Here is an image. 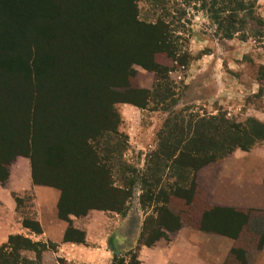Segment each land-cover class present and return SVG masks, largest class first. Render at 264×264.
I'll use <instances>...</instances> for the list:
<instances>
[{
    "label": "trees",
    "instance_id": "trees-1",
    "mask_svg": "<svg viewBox=\"0 0 264 264\" xmlns=\"http://www.w3.org/2000/svg\"><path fill=\"white\" fill-rule=\"evenodd\" d=\"M140 2L0 0V114L13 116L12 101L1 96L13 93L28 98L31 95L26 104L21 98L19 108L14 111L21 120L17 118L8 121L4 137L0 140V181L5 183L8 179L10 167L17 157L29 158L34 182L54 186L62 191L60 217L69 222L71 216H85L92 210L127 214L131 186L126 178L119 180L120 186L116 185L112 164H109L108 158L103 160L96 154L104 133L117 135L115 118L110 112L100 114L105 119L100 115L97 117L99 110L95 102L90 109L82 105L86 97L84 95L93 93V84L80 89L82 97H77L72 92L74 89L69 88L72 83L67 79V75H70L67 71L74 54H79L82 48L86 62L88 53L97 51L112 55L120 65L118 69H122L121 72L127 78L118 86L126 88L127 93L131 91L132 94L140 95L145 103L149 102L153 93L143 89L131 90L128 77L134 73L133 66L153 71L160 80L159 77L168 69L157 62V54H166L177 62H187V57L180 54L182 49L177 43L175 26L187 16V11H178L180 17H172V21L168 22L166 0H151L153 10L159 14L155 20L148 22L140 19ZM195 3L200 4L197 10L206 13L223 38L233 39L236 35H242L243 40L255 38L264 41V20L257 13L259 0H187L188 5ZM180 27L184 28L182 25ZM33 32L39 36L30 41ZM133 46L135 48L132 49ZM43 48L47 51L43 52ZM12 77L19 81L11 82ZM157 90L159 94L160 90ZM65 92L73 96L69 103L61 101ZM43 94L50 97V100L45 101ZM74 98L81 103H75ZM158 98L164 103L168 95L164 97L159 94ZM118 102L136 107H143L144 104L127 96ZM63 105H66L65 115L61 120H56V124L62 120L70 124L78 121L83 125V132L80 138H76V133L70 134L69 128L61 131L63 134L60 132L65 141L63 147L77 149V152L71 149V158L66 157L74 164L73 168L61 173L56 172V169H62L60 165H48V152H55L62 158V154H67L69 150H63L62 144L51 142L53 135L57 134L53 129L56 124L47 120L41 125L38 113H61ZM86 120L90 126H86ZM165 127L161 134L160 151L156 162L150 164V168L153 166L150 170H168L169 175L174 177V183L161 184L160 179L154 180L153 171L151 183L144 182L143 189H148L151 195L148 196L149 200L162 204L154 210L155 217L145 219L138 248L143 245L152 246L166 237L167 232L173 233L182 227L184 221L181 215L169 210L168 199L175 195L191 204L198 191L197 176L202 168L222 161L234 148L250 151L264 142V123L257 119L234 124L218 116H189V119L175 116L174 122L168 121ZM76 174L80 175V180L71 178ZM164 186H171L168 193ZM153 187H159L157 195ZM248 221L249 216L237 210L215 207L203 212L198 224L188 225L204 231L229 233L237 239ZM24 227L35 233L42 232L40 224L35 220H24ZM70 234L83 238L73 228L68 231L67 239L71 237ZM47 248V245L34 243L24 236H11L8 243L0 247V264H32L23 253L35 251L40 260ZM138 248L125 254H116L113 264H139Z\"/></svg>",
    "mask_w": 264,
    "mask_h": 264
},
{
    "label": "rangeland",
    "instance_id": "rangeland-1",
    "mask_svg": "<svg viewBox=\"0 0 264 264\" xmlns=\"http://www.w3.org/2000/svg\"><path fill=\"white\" fill-rule=\"evenodd\" d=\"M166 2L169 12V17L166 18L168 22L172 21V17H180L178 11H187V16L181 19L178 25L177 23L175 25L177 26V43L182 49L180 54L187 57V62H177L166 54H157V62L168 69L159 77L160 80L153 71L140 66H133L134 73L128 77L131 90L143 89L153 93L148 103H145L140 95L132 94L131 91L127 93L126 88L123 89L118 86L127 78L121 72L122 69H118L119 63L110 54L104 55L97 51L88 53L86 62L83 58L82 48H80L79 54H74V58L70 60L71 64L67 71L70 74L67 75V79L71 80L72 83L69 88L74 89L72 92L77 97H82L80 89H83L85 85L93 84L94 86L92 87L93 93L86 92L87 95H84L86 97L82 100V105L90 109L91 104L95 102L99 110L97 117L101 113L102 115L107 112L114 114V127L117 135L104 133L96 154L100 159L107 160L108 158L109 164H112V174L116 180V185H121L119 180L122 178H126L131 184L129 186V210L127 214H119L122 220L121 231L127 237L126 247L128 249H134L138 245L145 219L155 217L154 210L162 204L158 205L149 200L148 196L151 195L150 192L148 193V189H143L144 182L150 184L154 172V180L160 179L161 184L174 183V177L169 175L168 170L163 168H157L158 171L154 169L153 172L150 170L153 168L150 166L156 162V157L160 151L161 134L165 131L168 121L173 123L175 116L186 119H189V116H194V118L218 116L234 124H244L249 119H257L264 123V41L261 42L255 38L243 40L242 35H236L233 39H225L206 13L197 10L200 7L199 3L188 5L187 0H166ZM150 3L151 0H141L138 4L141 20L150 22L158 16L159 12L156 13ZM257 13L264 20V0H259ZM38 36L37 32H33L30 41ZM44 49L43 52L47 51ZM16 54L24 57L20 53L16 52ZM17 76L20 75L17 74ZM15 79L18 78L12 77L11 82L19 81ZM13 85L20 86V84ZM157 89L160 90L159 94L164 97L168 95L166 101H163L164 103H162V99L158 98ZM63 94L61 101L66 100L69 103L73 96L67 95L66 92ZM126 96L135 99L139 104L144 103L143 107L135 106L138 110L129 115L125 109L130 104L117 103L119 99H124ZM1 97L12 101L11 112L13 116L0 114V140L4 137L8 121L12 122L13 119L17 118L21 120L16 116L19 114L15 115L14 112L19 108V102H22L21 98L26 104L31 95L27 98L7 93ZM43 98L45 101L50 100L46 94H43ZM74 102L81 103L75 98ZM62 107L63 112L61 113H38L40 124L43 125V122L47 120L56 124V120H61L65 115L66 105ZM102 119H105V116H102ZM86 122L88 123L86 126H90L89 121L86 120ZM104 122L107 123L108 121ZM76 123L78 124L76 125ZM82 126V123L78 121L70 124L62 120L53 128L57 134L53 135L51 142L53 141L57 145L62 144L63 150H69L67 154H62V158L55 152L51 154L48 152V165L51 167L60 165L62 167V169H56V172L64 173L65 169L74 166L66 158H71L73 147H63L65 141L64 137L61 138L60 132L67 131L66 129L69 128L70 134L76 133V138H80L83 132ZM92 126L95 127L94 121H92ZM259 146L263 147L264 142H260L255 148ZM239 148H234L232 152ZM73 151L77 152V149ZM216 163H211L205 167ZM46 166L47 164H45ZM77 169L80 168L77 167ZM71 178L80 180V175L76 174ZM196 184L198 191L191 204H187L185 199L175 195L168 199L169 210L181 215L184 224H198L202 213L211 209L207 205V198L202 187L198 183ZM164 187L168 193L171 186ZM154 189L156 187H153ZM158 192L159 187L155 194L157 195ZM23 206L25 208L30 206L28 199L23 200ZM261 222L264 225V218L257 220L256 225L258 226ZM172 235L173 233H170L168 237ZM263 239L262 236H259L257 239H252L249 244L245 246L243 244L239 247L247 248L248 251L254 250L259 247ZM52 247L54 246L51 245ZM126 247L122 254L128 250ZM232 263L236 264L233 260ZM63 264L67 263L63 262Z\"/></svg>",
    "mask_w": 264,
    "mask_h": 264
},
{
    "label": "crops",
    "instance_id": "crops-1",
    "mask_svg": "<svg viewBox=\"0 0 264 264\" xmlns=\"http://www.w3.org/2000/svg\"><path fill=\"white\" fill-rule=\"evenodd\" d=\"M125 110L130 115L138 109L127 105ZM197 183L210 208L237 210L249 216L239 237L183 224L172 236L168 237L172 232H167L152 246L137 245L134 249L138 248L139 264H233L232 260L236 264H264L263 241L254 250L239 247L259 236L264 238L263 222L256 225L257 220L264 218V146L250 151L237 149L200 170ZM61 197L59 188L34 182L29 158L17 157L8 179L5 183L0 181V247L11 236L21 235L48 246L40 260L35 251L23 253L32 264H113L115 255L124 253L128 241L121 231L120 215L92 210L85 216H71L69 222L60 217ZM24 199L30 206H23ZM26 219L37 221L42 232L25 228ZM70 228L83 238L70 234L67 239Z\"/></svg>",
    "mask_w": 264,
    "mask_h": 264
}]
</instances>
